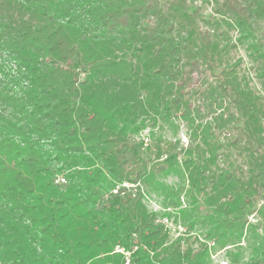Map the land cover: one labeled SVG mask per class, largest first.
Instances as JSON below:
<instances>
[{
    "label": "trees",
    "instance_id": "16d2710c",
    "mask_svg": "<svg viewBox=\"0 0 264 264\" xmlns=\"http://www.w3.org/2000/svg\"><path fill=\"white\" fill-rule=\"evenodd\" d=\"M258 226L264 0H0V264H210Z\"/></svg>",
    "mask_w": 264,
    "mask_h": 264
},
{
    "label": "rangeland",
    "instance_id": "374dc122",
    "mask_svg": "<svg viewBox=\"0 0 264 264\" xmlns=\"http://www.w3.org/2000/svg\"><path fill=\"white\" fill-rule=\"evenodd\" d=\"M156 132L159 133L161 131L156 130ZM149 134L150 129H147L143 133L142 138H148ZM163 134L168 140H171L173 142H180L178 149L186 147L188 146V144H190L186 131L183 127L180 128L177 134H175L172 129L166 128L163 131ZM177 181L178 179L176 177H170L167 179L168 184H176ZM184 200L186 204L184 208H186V210L188 209L189 214L187 213L188 215L185 218H182L178 214H176L177 211L173 213L175 220L171 221L174 229L172 231L173 235H171V238H174L175 236H177V232H180L178 226H182V228H184L187 233L191 232V234L198 235L203 238L205 232L210 227L208 223H200L203 222L202 218L205 214V211L202 208L196 210L195 212H190L192 210L191 206H193V204L191 203L190 199L186 200L185 198ZM145 202L150 210L158 212L160 216H162L166 212L163 205V198L161 197L151 194L146 198ZM193 219H197L199 223L192 230L189 227V223ZM249 220L251 224H257L258 218L256 216H251ZM263 234L264 232L258 226L257 229L248 230L243 241L239 245L227 246L225 248H222L221 246L215 247L212 251L210 264H249L250 260L256 257H262L264 254Z\"/></svg>",
    "mask_w": 264,
    "mask_h": 264
},
{
    "label": "built area",
    "instance_id": "2783aa9c",
    "mask_svg": "<svg viewBox=\"0 0 264 264\" xmlns=\"http://www.w3.org/2000/svg\"><path fill=\"white\" fill-rule=\"evenodd\" d=\"M61 182H65V180L64 179H61L60 180ZM125 264H130V255L129 254H126V262H125Z\"/></svg>",
    "mask_w": 264,
    "mask_h": 264
}]
</instances>
